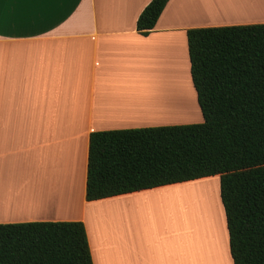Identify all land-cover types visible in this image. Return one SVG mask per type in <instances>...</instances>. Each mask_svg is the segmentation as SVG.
<instances>
[{
  "label": "crops",
  "instance_id": "1",
  "mask_svg": "<svg viewBox=\"0 0 264 264\" xmlns=\"http://www.w3.org/2000/svg\"><path fill=\"white\" fill-rule=\"evenodd\" d=\"M149 1L0 0V223L80 220L93 264H230L223 225L222 254L216 227L196 224L199 241L189 239L182 192L203 181L85 199L89 133L170 124L162 116L183 106L180 65L194 118L171 124L203 120L188 28L264 23V0H168L142 35L136 19ZM153 195L179 204L188 232L140 227Z\"/></svg>",
  "mask_w": 264,
  "mask_h": 264
},
{
  "label": "trees",
  "instance_id": "2",
  "mask_svg": "<svg viewBox=\"0 0 264 264\" xmlns=\"http://www.w3.org/2000/svg\"><path fill=\"white\" fill-rule=\"evenodd\" d=\"M168 0L136 19L147 35ZM201 122L89 133L87 201L218 175L233 264H264V23L186 30ZM0 264H93L80 220L0 223Z\"/></svg>",
  "mask_w": 264,
  "mask_h": 264
},
{
  "label": "rangeland",
  "instance_id": "3",
  "mask_svg": "<svg viewBox=\"0 0 264 264\" xmlns=\"http://www.w3.org/2000/svg\"><path fill=\"white\" fill-rule=\"evenodd\" d=\"M182 70V76L181 73H179V70L177 71V74L180 75L178 76L177 79H182L183 80V85L182 87L184 88L183 91H181V88L179 89L178 87V91H174L176 95H180L183 98V106L182 108H177V112L173 113V114H167L165 116H162V118L167 119V120H172L171 123H180L181 120H187V119H191L194 118L193 116L190 117L188 115V111H186V109H190V104H192V102H190V100L193 99V97H191V92L188 88V81L186 79V75H185V71L186 69L184 68V66L180 65ZM179 69V68H178ZM188 78V77H187ZM175 87V86H174ZM175 89V88H174ZM141 93H142V89H141ZM170 123V124H171ZM219 177L217 175H212L209 177V179L207 180H200L202 178H197V179H193V180H188L185 181V183H189V181H203L201 184H196L195 187L200 186V185H210L213 186L215 188L214 191L210 190L208 187L206 189H202L203 192H205V195L208 199V207L207 209L211 212V213H203L204 206L201 205V207L203 208V211L201 208L198 209L197 212H201L199 215L201 216L199 218V220H196L195 218H193L192 216V220L189 221V239H195L196 241H199L197 235L200 232L201 229H198L197 225L202 227L203 222H205L207 224L206 227L202 228V231L206 230L207 232H210L214 227L217 228L218 234H217V244H216V248L219 254H222L224 252V242L221 239V227L223 225L224 231L226 229V224H225V216H224V211L222 208V204L220 201V197H219ZM205 181V182H204ZM184 185V184H183ZM181 185V187L183 186ZM194 185H191V187ZM190 186L187 187V189H184L182 192V197H183V193H184V199L186 200V202L188 201V188ZM176 190H180V186L175 188ZM174 191V190H173ZM171 193V192H169ZM168 194V193H167ZM162 195H153L151 198V201L147 203V206H144V209H146L145 212H140V216H142V218H138V223L140 224L141 228H144L146 226V223H150V225H155V221L157 223H159V225L165 226L166 228L169 226H172L173 229L175 230V232L177 231H182L183 234H185V232L188 230H186L187 227V221L184 220V223L181 221V212H180V208H179V204L169 201V202H165V200L169 199H162ZM181 197V198H182ZM188 208V204L187 203H183V210H185V208ZM189 219H190V213H189ZM196 221V222H195ZM212 223V224H211ZM211 224V225H209ZM221 225V226H220ZM211 226H213V228L211 229ZM221 233V234H220ZM149 237L152 236V234H148ZM223 250V251H222ZM229 256V255H228ZM218 262L219 264H227L225 258L223 259L222 256L218 257ZM215 264V263H214ZM230 264H232V262H230Z\"/></svg>",
  "mask_w": 264,
  "mask_h": 264
},
{
  "label": "bare ground",
  "instance_id": "4",
  "mask_svg": "<svg viewBox=\"0 0 264 264\" xmlns=\"http://www.w3.org/2000/svg\"><path fill=\"white\" fill-rule=\"evenodd\" d=\"M223 5V4H222ZM222 8H224L225 6L223 5V6H221ZM242 8V7H241ZM157 84H160V83H155V85H157ZM158 89V88H157ZM158 94H160V92H158ZM160 96V95H159ZM160 99L161 98H159V101H160ZM209 188L210 190H212V191H214L215 190V188L213 187V186H210V185H200V186H197V187H195V186H190L188 189V194H186V195H188V201H187V204H188V207H189V213H190V220H192L191 218H192V216H193V218H195L196 220H199V218L201 217L199 214L201 213V212H197L198 211V209L199 208H201L202 209V207L203 208H205L206 207V209H204V211H203V209H202V211H203V213H205V212H207V213H211L208 209H207V207L209 206L208 205V199H207V197H206V195H205V192H203V190L204 189H206V188ZM203 189V190H202ZM201 205H203L202 207H201Z\"/></svg>",
  "mask_w": 264,
  "mask_h": 264
}]
</instances>
